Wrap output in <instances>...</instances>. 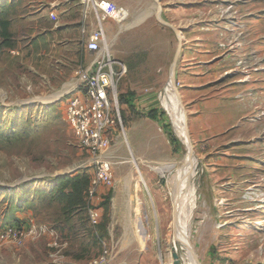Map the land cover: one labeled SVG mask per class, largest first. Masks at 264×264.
<instances>
[{
  "label": "rangeland",
  "instance_id": "rangeland-1",
  "mask_svg": "<svg viewBox=\"0 0 264 264\" xmlns=\"http://www.w3.org/2000/svg\"><path fill=\"white\" fill-rule=\"evenodd\" d=\"M51 1L0 0V234L19 225L26 234L0 237V264H71L105 246L147 253L149 264H174L177 252L187 263L174 249L173 193L188 151L164 106L175 32L156 19L155 0H118L130 10L127 26L109 22L127 67L124 128L105 156L114 184L98 200L93 156L65 118L77 71L91 61L84 12ZM160 1L184 36L177 86L198 162L192 244L202 264H264V0ZM155 110L157 122L147 115Z\"/></svg>",
  "mask_w": 264,
  "mask_h": 264
},
{
  "label": "built area",
  "instance_id": "built-area-1",
  "mask_svg": "<svg viewBox=\"0 0 264 264\" xmlns=\"http://www.w3.org/2000/svg\"><path fill=\"white\" fill-rule=\"evenodd\" d=\"M77 1L84 12L81 31L91 61L77 71L78 81L67 98L65 118L80 147L93 156L95 172L90 194L95 195L100 186L114 184L113 163L105 156L124 128L119 83L127 67L111 49L109 22L125 24L130 10L118 0ZM90 217L97 224L99 212L91 208ZM23 230L24 227L10 226L0 237L22 242L26 236ZM110 251L105 246L92 264L106 263Z\"/></svg>",
  "mask_w": 264,
  "mask_h": 264
},
{
  "label": "bare ground",
  "instance_id": "bare-ground-1",
  "mask_svg": "<svg viewBox=\"0 0 264 264\" xmlns=\"http://www.w3.org/2000/svg\"><path fill=\"white\" fill-rule=\"evenodd\" d=\"M128 21L119 27L123 28L127 26ZM164 93V106L169 111L176 128H179L176 131L182 136L185 147L188 151L186 158L182 162V166L176 169V182L178 188L174 191L173 195L174 200L175 198L178 200V206L176 216H174V249L185 253L187 262L185 264H199L191 249V246L194 248L191 240V223L197 201V186L195 178L198 174V162L196 156L191 154V144L187 139L184 112L178 106L179 98L169 86L166 87ZM53 99V97L46 98L44 99V102H51ZM162 172L165 173V170H162ZM142 180H144V178H142Z\"/></svg>",
  "mask_w": 264,
  "mask_h": 264
},
{
  "label": "water",
  "instance_id": "water-1",
  "mask_svg": "<svg viewBox=\"0 0 264 264\" xmlns=\"http://www.w3.org/2000/svg\"><path fill=\"white\" fill-rule=\"evenodd\" d=\"M156 1L158 3V8L155 12L156 19L158 20V22L161 25L171 28L175 32V34L179 40V44L176 48V52H175L173 61L171 63V74H170V80H169L168 86L172 88V90L175 92V94L179 98L178 106L184 112L187 139H188L189 143L191 144V154L195 155L194 146L192 143L191 134H190V130H189V114H188L186 106L184 105L183 101L181 100L179 90H178V86H177V69H178L179 60H180V57L182 55L183 45H184L183 31L179 27H177L175 24H173L172 22H170L164 18V16H163V5L161 4L160 0H156ZM177 204H178V200H177V198H175V200H174V214H175V216H176V212H177V206H178ZM191 249L193 251V254H194L197 262L199 264H202L201 260L199 259V255L197 254V252L195 251L193 246H191ZM174 257H175L174 264H181L182 260L179 257V254L177 252L174 253Z\"/></svg>",
  "mask_w": 264,
  "mask_h": 264
},
{
  "label": "crops",
  "instance_id": "crops-1",
  "mask_svg": "<svg viewBox=\"0 0 264 264\" xmlns=\"http://www.w3.org/2000/svg\"><path fill=\"white\" fill-rule=\"evenodd\" d=\"M68 0H52L51 1V4L52 5H60V4H63V3H66ZM72 3L74 6H78V1L77 0H72ZM155 4H156V8L158 7V3L157 1L155 0ZM69 11V8H66L64 10V12H68ZM75 88V86H74ZM74 88L71 90V92H73ZM70 94V93H69ZM153 122H157L158 120L157 119H151ZM103 187H106V186H100L98 189H97V192L95 194V198H97L98 200L101 199V192L99 193V190L103 191ZM113 199V208H118L117 206V200L118 198H112ZM91 208H95L98 212H99V215H102L103 214V207L100 206V202L99 201H96L95 202V205L94 207H91ZM98 223H99V220H98ZM90 224V223H89ZM92 227L91 228V232H94V233H97V236H101V231L99 229L98 226H90ZM100 238V237H99ZM102 240V239H101ZM65 245V244H64ZM67 245V244H66ZM106 245V243H105ZM110 255H109V259L106 263L104 264H149L148 262V259L150 258V256L147 254V253H142L140 254L141 258L137 259L138 257H133V256H120L119 255V251H115L113 247H110ZM103 251V250H102ZM102 253V252H101ZM99 253V255L101 254ZM97 255V256H99ZM95 255H89L86 260L84 261H75L71 264H92V261L97 257ZM70 264V263H69Z\"/></svg>",
  "mask_w": 264,
  "mask_h": 264
},
{
  "label": "trees",
  "instance_id": "trees-1",
  "mask_svg": "<svg viewBox=\"0 0 264 264\" xmlns=\"http://www.w3.org/2000/svg\"><path fill=\"white\" fill-rule=\"evenodd\" d=\"M163 113V112H162ZM149 117L153 118V119H156L158 118L160 115H159V112L158 110H155V111H151L147 114ZM162 115H165L164 113ZM171 139L174 140V136L173 135H170ZM18 227H23L21 225H19Z\"/></svg>",
  "mask_w": 264,
  "mask_h": 264
}]
</instances>
